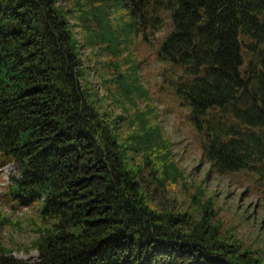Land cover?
Returning <instances> with one entry per match:
<instances>
[{"label": "trees", "instance_id": "16d2710c", "mask_svg": "<svg viewBox=\"0 0 264 264\" xmlns=\"http://www.w3.org/2000/svg\"><path fill=\"white\" fill-rule=\"evenodd\" d=\"M65 1L69 10L60 0H0V166L20 165L7 195L38 218L28 247L36 261L0 244V264H235L215 253L218 228L202 193L191 197L203 208L196 220L151 207L148 178L153 193L165 192L183 174L147 110H136L135 124L100 111L81 84L86 67L68 17L86 48L116 57L125 30L150 42L168 20L157 54L170 77L179 73L171 85L202 159L215 175L246 171L262 183L264 0ZM132 75L120 74L121 94L140 91Z\"/></svg>", "mask_w": 264, "mask_h": 264}, {"label": "rangeland", "instance_id": "374dc122", "mask_svg": "<svg viewBox=\"0 0 264 264\" xmlns=\"http://www.w3.org/2000/svg\"><path fill=\"white\" fill-rule=\"evenodd\" d=\"M60 3L67 10L71 8L65 0ZM121 14L120 9L112 10L111 18L118 21ZM68 18L86 67L81 84L93 89L100 111H106L111 117L133 119L135 124L136 110H147L151 122L160 126L170 145L177 171L183 174L184 184L169 183L165 192L159 189L153 193L152 179L148 178L145 185L151 207L187 212L196 220L203 208L191 202V197L202 193L201 202L209 199L212 203L214 216L209 219L218 228L216 242L220 248L215 253L235 264H264V182L257 183L246 171L215 175L202 159L201 138L189 122V109L182 105L175 86L171 85L179 73L170 77L169 66L157 54L162 39L170 31V22L166 20L164 28L150 42L142 41L141 34L134 29L125 30L120 35L125 47L121 56L116 57L102 49L86 48L72 15ZM129 73L133 75L128 82L132 84L133 78H137L133 85L139 86L140 91L121 94L117 84L122 80L120 74L125 77ZM19 167L15 163L0 166V244L11 250L15 258L32 263L38 254L28 247L37 237L33 231L37 214L33 206H16L7 195L9 184L19 178Z\"/></svg>", "mask_w": 264, "mask_h": 264}]
</instances>
